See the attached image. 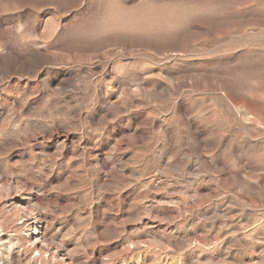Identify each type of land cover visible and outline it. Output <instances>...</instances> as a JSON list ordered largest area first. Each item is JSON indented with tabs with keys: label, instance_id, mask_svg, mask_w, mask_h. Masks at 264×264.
<instances>
[{
	"label": "rangeland",
	"instance_id": "374dc122",
	"mask_svg": "<svg viewBox=\"0 0 264 264\" xmlns=\"http://www.w3.org/2000/svg\"><path fill=\"white\" fill-rule=\"evenodd\" d=\"M0 264H264V0H0Z\"/></svg>",
	"mask_w": 264,
	"mask_h": 264
},
{
	"label": "bare ground",
	"instance_id": "6f19581e",
	"mask_svg": "<svg viewBox=\"0 0 264 264\" xmlns=\"http://www.w3.org/2000/svg\"><path fill=\"white\" fill-rule=\"evenodd\" d=\"M33 238H34V237H33ZM35 238L38 240L37 237H35ZM35 238H34V239H35ZM36 239H35V241H36ZM35 244H36V243H35ZM49 245H50V244H49ZM49 245H47L46 247H48ZM38 246H39V245H38ZM35 248L37 249L38 247H35ZM49 248H50V247H49ZM47 249H48V248H47ZM57 249H58V248H57ZM37 250H38V249H37ZM48 250H49V252H50L51 249H48ZM42 251H45V249L43 248ZM55 251H57V250H55ZM39 252H40V251H39ZM45 252H46V251H45ZM51 252H53V251H51ZM56 254H58V253H57V252L53 253V255H56ZM57 258H58V256H57ZM55 263H56V262H55Z\"/></svg>",
	"mask_w": 264,
	"mask_h": 264
}]
</instances>
